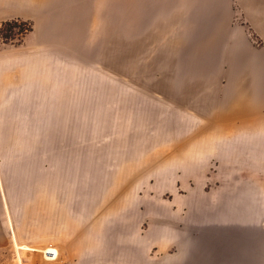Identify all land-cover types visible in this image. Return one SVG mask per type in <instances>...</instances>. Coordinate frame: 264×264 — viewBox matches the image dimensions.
Listing matches in <instances>:
<instances>
[{
    "label": "rangeland",
    "instance_id": "obj_1",
    "mask_svg": "<svg viewBox=\"0 0 264 264\" xmlns=\"http://www.w3.org/2000/svg\"><path fill=\"white\" fill-rule=\"evenodd\" d=\"M110 12L105 16L100 11L98 33L80 40L78 33L71 32L69 40L48 41L47 48L37 47L33 52L37 57L50 52L63 63L36 64V155L29 168L12 169L21 175L0 179L6 187L21 190L14 194L18 206L10 209L20 239L0 242V264H12L5 250H16L17 245L40 251L20 248L16 264H44L39 248L49 246L50 241L49 236L45 240L44 225L38 221L44 216L47 187L52 188L53 199L59 186L67 191L62 208L65 237L73 238L91 227L102 232V220L108 216L115 221L116 234L123 237L125 208L128 228H143L148 200L167 199L177 191L182 194L189 185L230 186L246 180L234 176L231 162L218 157L232 135L231 127H224L231 121L219 118L222 103L227 102L225 93L232 87L231 65L198 62L206 60L199 58L200 53L219 40L221 33H165L156 42L154 55L130 58L125 50L137 43L136 15L126 7V0H115ZM82 21L91 24L90 16ZM250 23V18L240 16L223 24L239 26L236 44L260 46L262 36ZM229 35L224 34L225 42ZM38 36L32 25L19 45L0 39V55L8 50L22 55ZM173 43L169 56L165 53ZM76 50L82 57L73 54ZM229 51L225 50L226 55ZM59 133L67 138L66 153L61 159H45L38 138ZM31 219L37 224L31 225L35 234L28 240ZM192 228L193 235L202 234L205 248L200 255L192 253V264H235L231 223ZM54 237L53 232L51 242Z\"/></svg>",
    "mask_w": 264,
    "mask_h": 264
},
{
    "label": "crops",
    "instance_id": "obj_2",
    "mask_svg": "<svg viewBox=\"0 0 264 264\" xmlns=\"http://www.w3.org/2000/svg\"><path fill=\"white\" fill-rule=\"evenodd\" d=\"M114 2L0 0V22L13 18L29 20L39 34L37 40L29 41L22 55H15L14 50L0 55V179L21 175L12 169L29 168L30 159L36 155V64L63 63L61 57L50 52L37 57L35 49L47 48L48 41L69 40L71 32L78 33L80 40L98 33L96 18L100 11L110 16ZM126 7L136 15L137 37L135 46L126 47V57L154 55L156 42L165 33H221L219 40L200 53L199 58L206 60L198 62L231 65L232 87L225 93L227 102L222 103L219 118L224 123L231 121L230 126L224 127H231L232 135L230 143L223 146L226 151L218 157L230 161L232 174L246 180H236L230 186L189 185L182 194L177 191L167 199L148 200L144 204L143 228H128L125 208L123 237L116 234L115 221L110 216L102 220V232L91 227L73 238L65 237L61 233L66 222L62 208L63 192L67 191L59 186L53 199V190L47 187L44 216L38 223L44 225L45 240L49 236V246L59 254L55 259H44V264H192V253L200 255L204 248L202 234L193 235L192 226L225 222L233 226L235 264H264V0H126ZM84 16H90L91 24H83ZM240 16L250 18L249 26L262 36V45L236 44L239 26L228 28L223 23ZM225 33L230 34L226 42ZM169 44L165 54L170 56L175 44ZM95 49L99 51V47ZM224 49L230 50L227 55ZM73 54L82 57L77 50ZM58 126L62 128L61 122ZM38 142L43 145L45 159H61L67 151V138L60 133L38 138ZM20 191L18 187H6L1 180L0 242L20 239L10 211L18 206L14 194ZM36 224V219L29 220L25 237L28 240L35 234L31 225ZM19 249L5 250L12 257V264H16Z\"/></svg>",
    "mask_w": 264,
    "mask_h": 264
},
{
    "label": "trees",
    "instance_id": "obj_3",
    "mask_svg": "<svg viewBox=\"0 0 264 264\" xmlns=\"http://www.w3.org/2000/svg\"><path fill=\"white\" fill-rule=\"evenodd\" d=\"M32 30L30 21L19 18L7 19L0 22V39L2 43L19 45L25 35Z\"/></svg>",
    "mask_w": 264,
    "mask_h": 264
},
{
    "label": "bare ground",
    "instance_id": "obj_4",
    "mask_svg": "<svg viewBox=\"0 0 264 264\" xmlns=\"http://www.w3.org/2000/svg\"><path fill=\"white\" fill-rule=\"evenodd\" d=\"M17 248H26V249H29V250H38L37 248H33V247H30V246H27V245H19ZM39 249H41V252H42V255H43L44 259H48V260L51 259L52 260V259L57 258V254H59L57 252L58 250L55 249L54 247L46 246V247L39 248ZM38 251H40V250H38Z\"/></svg>",
    "mask_w": 264,
    "mask_h": 264
}]
</instances>
